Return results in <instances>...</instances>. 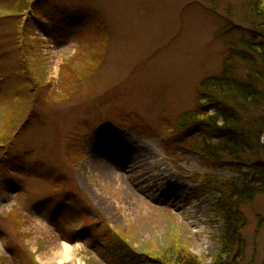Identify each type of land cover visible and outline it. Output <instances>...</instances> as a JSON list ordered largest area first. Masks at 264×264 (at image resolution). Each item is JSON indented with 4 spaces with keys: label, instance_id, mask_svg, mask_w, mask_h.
Instances as JSON below:
<instances>
[{
    "label": "rangeland",
    "instance_id": "obj_1",
    "mask_svg": "<svg viewBox=\"0 0 264 264\" xmlns=\"http://www.w3.org/2000/svg\"><path fill=\"white\" fill-rule=\"evenodd\" d=\"M46 5L39 10L45 31L27 21L23 32L10 33L15 5L0 10V143L11 156L0 170V264H173L185 254L211 264L224 230L219 194L200 191L194 180L236 174L205 168L196 137L175 120L196 106L199 84L221 73L228 51L240 48L243 30L264 25V0H255L256 16L247 0ZM82 8L96 22L79 33L73 14ZM233 59L240 78L247 66ZM27 112L29 127L9 145ZM105 142L108 178L89 163ZM56 177L69 191L50 192ZM240 212L239 247L219 256L264 264V194ZM63 242L78 245L74 262L52 260Z\"/></svg>",
    "mask_w": 264,
    "mask_h": 264
},
{
    "label": "trees",
    "instance_id": "obj_2",
    "mask_svg": "<svg viewBox=\"0 0 264 264\" xmlns=\"http://www.w3.org/2000/svg\"><path fill=\"white\" fill-rule=\"evenodd\" d=\"M247 2L250 12L257 9L255 0ZM259 16L264 21L263 10ZM243 31L247 36L241 38L237 51L233 48L228 51L221 73L206 77L199 84L196 106L175 120L180 128H188L196 137L194 148L205 168L236 174L230 178L197 174L196 177L201 178L194 180L200 191L219 194L216 208L224 223L219 255L226 256L232 252V246L239 247L240 206L255 195L264 194V145L261 142L264 133V121H261L264 118V25L252 24ZM232 57L233 63L247 66L240 78L231 71ZM42 98L46 99L45 93ZM219 255L211 264H234L236 260L233 258L229 262ZM175 259L173 264H199L190 254ZM143 263L164 264L157 259Z\"/></svg>",
    "mask_w": 264,
    "mask_h": 264
},
{
    "label": "bare ground",
    "instance_id": "obj_3",
    "mask_svg": "<svg viewBox=\"0 0 264 264\" xmlns=\"http://www.w3.org/2000/svg\"><path fill=\"white\" fill-rule=\"evenodd\" d=\"M1 59L6 60L4 56L1 57ZM112 141H114V140L112 139ZM102 144H101V146H99L98 148H96L94 150V152L90 158L89 163H90V166L91 165L94 166L99 171L103 170L104 172L102 175H105V178H108L109 177L108 173H107V171H109L108 166L113 168L112 159L111 158L109 159V156L107 153V146L110 144V142H105V144L104 143H102ZM156 175L157 174H154L152 176L150 175L149 178L151 179V178L155 177ZM163 178H165V177H163ZM143 180H145V179H143ZM135 182H136L135 184L138 185L137 180H135ZM193 217H194V212L192 211L191 212V218H193ZM200 231H201V229H199V232ZM78 248H79L78 245H71L69 243L63 242L60 246V249L54 253L52 260L59 257V259H60L59 262H66V261L74 262V260L76 259L77 253H78Z\"/></svg>",
    "mask_w": 264,
    "mask_h": 264
}]
</instances>
